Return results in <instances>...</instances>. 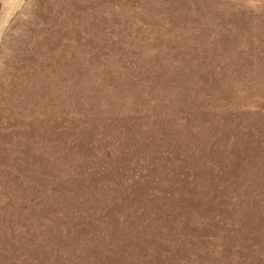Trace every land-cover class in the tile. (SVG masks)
<instances>
[{
	"label": "rangeland",
	"instance_id": "374dc122",
	"mask_svg": "<svg viewBox=\"0 0 264 264\" xmlns=\"http://www.w3.org/2000/svg\"><path fill=\"white\" fill-rule=\"evenodd\" d=\"M0 264H264V0H0Z\"/></svg>",
	"mask_w": 264,
	"mask_h": 264
}]
</instances>
